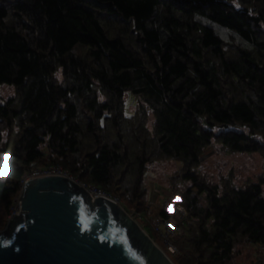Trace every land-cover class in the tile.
<instances>
[{
  "label": "trees",
  "instance_id": "1",
  "mask_svg": "<svg viewBox=\"0 0 264 264\" xmlns=\"http://www.w3.org/2000/svg\"><path fill=\"white\" fill-rule=\"evenodd\" d=\"M0 85L15 88L0 103L1 230L35 169L147 216L146 175L172 161L154 218L177 225L175 264H239L243 244L264 245V172L240 189L201 171L214 143L264 160V0H0Z\"/></svg>",
  "mask_w": 264,
  "mask_h": 264
},
{
  "label": "water",
  "instance_id": "2",
  "mask_svg": "<svg viewBox=\"0 0 264 264\" xmlns=\"http://www.w3.org/2000/svg\"><path fill=\"white\" fill-rule=\"evenodd\" d=\"M19 200L0 231V264H174L125 208L75 179H31Z\"/></svg>",
  "mask_w": 264,
  "mask_h": 264
},
{
  "label": "rangeland",
  "instance_id": "3",
  "mask_svg": "<svg viewBox=\"0 0 264 264\" xmlns=\"http://www.w3.org/2000/svg\"><path fill=\"white\" fill-rule=\"evenodd\" d=\"M14 96L15 88L13 86L0 85L1 104L7 102ZM137 103L138 99L134 95L131 94L128 96L127 112L129 114L134 111V107ZM204 155L206 161L202 164L201 171L215 183H219L222 177H231L232 175L233 184L240 189H245L249 184L258 183V177L264 172V160L259 154L233 152L229 148L214 143L211 148L205 151ZM181 169V162L170 161L152 165L146 175L147 186L150 190V203H153V211L151 212H153L154 215L149 214L147 216H142L137 214L138 216L134 220L143 228L147 227L149 232H152L151 226L155 221V214L162 209L163 204L166 201L171 202L172 192L169 184V177L174 176ZM7 174L8 166L5 165L3 175L7 176ZM153 193H156V199L153 198ZM146 219L150 222H146ZM4 229H0V231H3ZM155 243L168 255L165 245L161 239L160 243L158 241H155ZM241 252V255L238 256L239 264H250L251 260H262L260 257V251L256 252L251 248L247 249L244 244L242 245ZM178 253L179 252H177V254Z\"/></svg>",
  "mask_w": 264,
  "mask_h": 264
},
{
  "label": "built area",
  "instance_id": "4",
  "mask_svg": "<svg viewBox=\"0 0 264 264\" xmlns=\"http://www.w3.org/2000/svg\"><path fill=\"white\" fill-rule=\"evenodd\" d=\"M47 176H64V177H69V178L75 179L74 177H72L68 173H66L61 166H54V167H49L47 169H35L29 177H27L26 179L23 180L22 186L31 179L42 178V177H47ZM79 183L90 193V195L92 196V198L94 200L98 199V198L110 199V200H113L114 202H116L117 204H119L121 207L125 208V205H123V203L121 202V200L119 198L113 197V196L105 193L104 191H102L101 189H99L95 186H89V185L82 183L80 181H79ZM172 198H173V196L171 197V200H172ZM169 204H170V201H166L163 204V207L169 206ZM177 209L182 214V216L184 218L187 217V212L183 207L179 206ZM149 210L153 211V203L149 204ZM20 212H21V203H20V200H18V202L15 204V206L11 210V214L9 216V221L11 219H13L16 215H19ZM128 213L130 214V216L133 219H136L138 216L137 213H135V212H128ZM146 222L149 223L150 221L148 219H146ZM152 228H153L154 232L156 233V235L163 241L167 252L170 253L171 255H176L178 250L174 246L172 240L178 232L177 225L175 223L165 224L162 220L155 219V221L152 225ZM143 229L145 230V228H143ZM245 247L247 249L251 248L256 252L260 251L261 252L260 257L264 261V245L259 244V243L255 244V243L248 241L245 244Z\"/></svg>",
  "mask_w": 264,
  "mask_h": 264
},
{
  "label": "crops",
  "instance_id": "5",
  "mask_svg": "<svg viewBox=\"0 0 264 264\" xmlns=\"http://www.w3.org/2000/svg\"><path fill=\"white\" fill-rule=\"evenodd\" d=\"M153 198L156 199V193H153Z\"/></svg>",
  "mask_w": 264,
  "mask_h": 264
}]
</instances>
